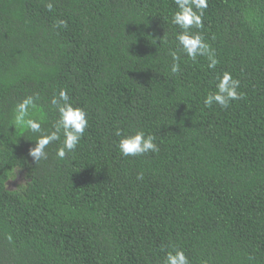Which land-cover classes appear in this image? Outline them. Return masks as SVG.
Segmentation results:
<instances>
[{
	"label": "trees",
	"instance_id": "trees-1",
	"mask_svg": "<svg viewBox=\"0 0 264 264\" xmlns=\"http://www.w3.org/2000/svg\"><path fill=\"white\" fill-rule=\"evenodd\" d=\"M47 2L0 0V264H163L172 246L191 264H264V0H208L193 31L219 64L181 54L175 75L174 0ZM224 71L243 97L206 108ZM60 89L88 127L35 163L13 109L39 96L50 130ZM117 128L159 152L123 157Z\"/></svg>",
	"mask_w": 264,
	"mask_h": 264
},
{
	"label": "clouds",
	"instance_id": "clouds-1",
	"mask_svg": "<svg viewBox=\"0 0 264 264\" xmlns=\"http://www.w3.org/2000/svg\"><path fill=\"white\" fill-rule=\"evenodd\" d=\"M176 9L171 16V24L175 25L179 31L175 33L176 48L169 49L168 55L171 57L170 72L175 75L181 72V54L187 56L193 62L198 57H205L208 61L207 67L215 69L219 64L214 49L207 43L199 31L203 26L204 11L208 7V0H174ZM51 0L45 7L51 11L53 8ZM58 25L67 26L63 20L58 21ZM240 81L232 76L228 71L216 76L215 90L209 91L203 98V105L211 108L218 105L226 109L233 101H238L243 97L239 91ZM39 96H26L18 101L13 109L11 125L14 129L19 128L33 134H38L35 144L28 150V155L35 163L48 158V146L59 143L56 149V157L64 159L69 153L76 150L80 144L85 130L88 127L86 111L78 106H73L71 98L64 89H60L50 98V104L57 113V119L52 124L50 130L42 127L44 117H35L38 111L36 101ZM114 135L118 137L117 147L123 157H140L148 153H158L159 147L155 142L156 138L152 134H146L143 130H135L125 133L123 129L117 128ZM137 179H143V173H138ZM11 241V236H8ZM163 264H191L182 248L172 246L165 251Z\"/></svg>",
	"mask_w": 264,
	"mask_h": 264
},
{
	"label": "rangeland",
	"instance_id": "rangeland-1",
	"mask_svg": "<svg viewBox=\"0 0 264 264\" xmlns=\"http://www.w3.org/2000/svg\"><path fill=\"white\" fill-rule=\"evenodd\" d=\"M14 182H15V181L13 180L10 184L13 186V185H14Z\"/></svg>",
	"mask_w": 264,
	"mask_h": 264
}]
</instances>
